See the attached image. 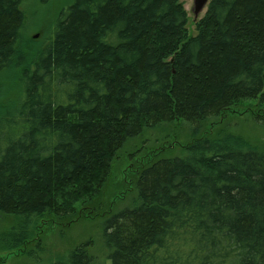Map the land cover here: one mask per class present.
<instances>
[{
  "label": "trees",
  "instance_id": "16d2710c",
  "mask_svg": "<svg viewBox=\"0 0 264 264\" xmlns=\"http://www.w3.org/2000/svg\"><path fill=\"white\" fill-rule=\"evenodd\" d=\"M26 1L0 0V74L20 85L0 114V213L22 222L9 249L31 221L74 217L130 138L181 120L185 154L140 168L135 205L104 223L111 264H264V151L198 135L245 101L264 121V0H211L194 34L182 0H73L28 55ZM89 244L53 264H95Z\"/></svg>",
  "mask_w": 264,
  "mask_h": 264
},
{
  "label": "rangeland",
  "instance_id": "374dc122",
  "mask_svg": "<svg viewBox=\"0 0 264 264\" xmlns=\"http://www.w3.org/2000/svg\"><path fill=\"white\" fill-rule=\"evenodd\" d=\"M188 15V28L196 33V22L201 19L207 7L196 16L194 0H182ZM73 0H27L24 4L27 22L24 36L34 38L36 42L23 46L28 55L44 45L51 33L53 20L67 8ZM18 68H10L0 74V114L4 107L16 104L20 93L17 80ZM13 108L10 109L11 112ZM257 108L250 101L208 120L198 135L208 132L227 131L241 136L244 141L264 151V121L254 119ZM194 126L186 121L162 124L154 128H145L140 134L130 138L117 153L111 163V169L104 186L94 198L78 204L74 217L65 222H49L37 219L25 224L30 234L29 240L15 250L10 239L12 230L22 225L14 215L0 213V264H53L66 259L75 247L90 242L89 252L95 258V264H111L110 250L103 240L104 223L113 213L135 205L137 189L135 186L138 170L154 160L172 158L185 154L186 146L194 136ZM18 232V231H17Z\"/></svg>",
  "mask_w": 264,
  "mask_h": 264
},
{
  "label": "water",
  "instance_id": "95a60500",
  "mask_svg": "<svg viewBox=\"0 0 264 264\" xmlns=\"http://www.w3.org/2000/svg\"><path fill=\"white\" fill-rule=\"evenodd\" d=\"M211 0H194V13L198 16L209 4Z\"/></svg>",
  "mask_w": 264,
  "mask_h": 264
}]
</instances>
